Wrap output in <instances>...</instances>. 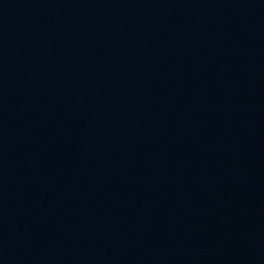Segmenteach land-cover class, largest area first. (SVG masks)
<instances>
[{"label":"water","instance_id":"obj_1","mask_svg":"<svg viewBox=\"0 0 264 264\" xmlns=\"http://www.w3.org/2000/svg\"><path fill=\"white\" fill-rule=\"evenodd\" d=\"M0 264H264V0H0Z\"/></svg>","mask_w":264,"mask_h":264}]
</instances>
